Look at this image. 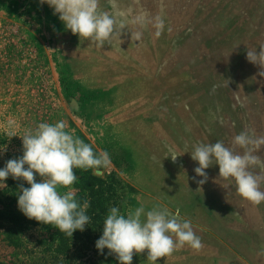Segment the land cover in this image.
Segmentation results:
<instances>
[{"label": "rangeland", "instance_id": "1", "mask_svg": "<svg viewBox=\"0 0 264 264\" xmlns=\"http://www.w3.org/2000/svg\"><path fill=\"white\" fill-rule=\"evenodd\" d=\"M99 11L120 37L102 47L40 0H0V169L23 155L27 131L61 120L111 160L102 175L74 169L90 220L72 238L19 210L25 181H0V264H119L96 241L110 208L141 206L178 211L203 244L157 264H264V202L243 199L216 164L200 185L185 153L264 136V68L246 59L264 45V0H99ZM132 264L152 262L145 251Z\"/></svg>", "mask_w": 264, "mask_h": 264}, {"label": "clouds", "instance_id": "2", "mask_svg": "<svg viewBox=\"0 0 264 264\" xmlns=\"http://www.w3.org/2000/svg\"><path fill=\"white\" fill-rule=\"evenodd\" d=\"M45 3L54 9L53 14L58 15L65 29L73 35L101 47L120 39L113 18L99 11V0H40L41 5ZM159 27H163V21ZM246 53L248 62L264 68V45L259 51L247 49ZM259 75L264 76V71ZM66 129V122L61 120L42 122L34 131H27L22 137L23 155L6 162L0 169V181L4 182L9 176L25 181L29 187L21 185L19 188V210L28 219L51 225L72 238L73 233L83 231L90 220L86 215L88 202L81 204L71 190L77 180L74 169H91L95 175H102V169H106L111 160L106 151L94 152L91 145ZM231 145L226 146L223 141L201 142L185 153H190L191 159L198 163L194 172L203 177L198 181L200 185L208 179L205 170L216 164L219 177L233 180L235 191L243 199L259 205L264 202V191L261 190L264 157L256 153L264 149V136L241 131L232 138ZM178 156L181 154L173 153L171 158L175 161ZM185 245L194 250L203 247L191 221L181 219L178 211L170 214L159 206L150 210L141 206L128 209L126 213L117 207L110 208L102 236L95 244L101 254L108 249L119 264H132L133 256L145 251L147 260L157 264Z\"/></svg>", "mask_w": 264, "mask_h": 264}]
</instances>
